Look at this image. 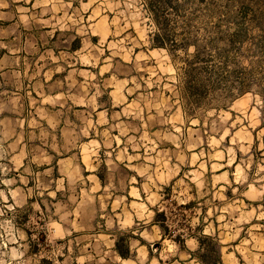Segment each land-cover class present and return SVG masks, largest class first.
Returning a JSON list of instances; mask_svg holds the SVG:
<instances>
[{"label": "rangeland", "instance_id": "obj_1", "mask_svg": "<svg viewBox=\"0 0 264 264\" xmlns=\"http://www.w3.org/2000/svg\"><path fill=\"white\" fill-rule=\"evenodd\" d=\"M148 7L0 0V264H202L212 247L219 264H264V58L209 65L200 79L210 93L191 104L185 64L196 48L154 46ZM181 12L220 65L237 25L214 41L222 14L202 0ZM260 33L244 32L243 53ZM251 68L262 80L230 90L229 72Z\"/></svg>", "mask_w": 264, "mask_h": 264}, {"label": "trees", "instance_id": "obj_2", "mask_svg": "<svg viewBox=\"0 0 264 264\" xmlns=\"http://www.w3.org/2000/svg\"><path fill=\"white\" fill-rule=\"evenodd\" d=\"M179 0H149V11L152 13L153 18L156 22V31L153 35L154 46L169 49L171 51H177L187 49L191 46H195L196 50L191 56V60H186V70H185V90L187 100L192 104L194 101L197 105L202 104V102L207 98L210 90L208 85L201 81L200 77L203 75V72H208L209 65L215 70H226L228 65L233 62L235 56L244 55L245 57L260 55L264 58V0H221V3L215 0H202L205 2V9L211 13L222 14L223 17L218 19L217 23L213 24V27L209 30H217L219 34L217 38H214L216 41L219 38H223L224 30L223 27H235L233 34L230 35L229 40L227 41L229 46L228 49H225L223 52L218 54L221 64L217 65L214 62V56L212 54L206 55L205 49H200L196 41L193 39V19H189L187 16L182 15L181 9L188 2L193 0H183V4L178 2ZM224 1V2H223ZM176 17V18H173ZM181 21V33L180 41L177 42V33H175V27L172 26L173 21ZM211 23L206 24V27L212 26ZM259 29L260 34L258 37L251 38L253 41L252 46L243 53V46L246 41H244V32L248 29ZM208 29V28H207ZM210 32V31H209ZM240 40V46L236 47L237 41ZM233 53L234 56L231 58L230 54ZM217 58V57H216ZM204 63V65H201ZM257 63H261L257 61ZM201 65V66H200ZM264 72V69L262 70ZM256 68H251L250 70H235L229 72L230 76L234 75L235 84L232 85L237 89L239 94L247 93L255 82L259 83L262 78H255L254 73ZM264 74V73H263ZM264 93V90L260 91ZM193 100V101H192ZM163 217V214L156 216ZM208 240V238H207ZM199 254L204 250V241L199 239ZM119 241L117 242V247ZM119 254L123 258H128L129 248L126 251H120ZM199 259L202 264H219L220 263V253L218 249L212 247L208 248L206 253L199 255Z\"/></svg>", "mask_w": 264, "mask_h": 264}, {"label": "crops", "instance_id": "obj_3", "mask_svg": "<svg viewBox=\"0 0 264 264\" xmlns=\"http://www.w3.org/2000/svg\"><path fill=\"white\" fill-rule=\"evenodd\" d=\"M59 31L58 30H49V31H46L43 33V36H45L47 34V36L49 37V41L48 43L50 44L49 47L50 48H58L57 47V39L59 38ZM74 42H75V38H73L72 36L70 37V39H68V34L65 35V39L61 42L62 44H65L63 46H61V48H64L65 51H66V54L68 53H72L74 52L75 50L73 49V45H74ZM52 51H55V49H53ZM64 51V50H63ZM71 65H69L68 67H70ZM73 70H67L68 73H71ZM81 71V70H80ZM76 73V71H75ZM79 74V73H78ZM77 82H80V80H77ZM68 79H66V86H68ZM66 89V88H65ZM70 90H66V92L68 93ZM69 102H70V97L69 95H65V106L69 105ZM82 107H85L84 109V112L85 113H88V109H86V107L88 106H82ZM106 111V114H107V109L105 110H101L99 111V113H103ZM98 114V113H97ZM96 114V115H97ZM70 131H68L67 133H69ZM76 132V131H74Z\"/></svg>", "mask_w": 264, "mask_h": 264}]
</instances>
